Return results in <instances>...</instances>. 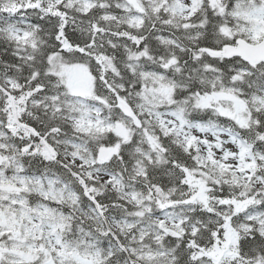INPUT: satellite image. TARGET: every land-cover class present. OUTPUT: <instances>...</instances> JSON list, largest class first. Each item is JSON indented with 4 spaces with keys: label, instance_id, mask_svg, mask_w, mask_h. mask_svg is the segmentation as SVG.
I'll list each match as a JSON object with an SVG mask.
<instances>
[{
    "label": "snow or ice",
    "instance_id": "1",
    "mask_svg": "<svg viewBox=\"0 0 264 264\" xmlns=\"http://www.w3.org/2000/svg\"><path fill=\"white\" fill-rule=\"evenodd\" d=\"M0 264H264V0H0Z\"/></svg>",
    "mask_w": 264,
    "mask_h": 264
}]
</instances>
